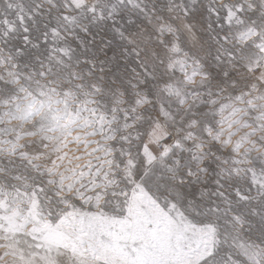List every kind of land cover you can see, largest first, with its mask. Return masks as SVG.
Listing matches in <instances>:
<instances>
[{
  "label": "snow or ice",
  "instance_id": "1",
  "mask_svg": "<svg viewBox=\"0 0 264 264\" xmlns=\"http://www.w3.org/2000/svg\"><path fill=\"white\" fill-rule=\"evenodd\" d=\"M0 264H264V0H0Z\"/></svg>",
  "mask_w": 264,
  "mask_h": 264
}]
</instances>
